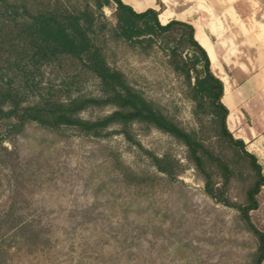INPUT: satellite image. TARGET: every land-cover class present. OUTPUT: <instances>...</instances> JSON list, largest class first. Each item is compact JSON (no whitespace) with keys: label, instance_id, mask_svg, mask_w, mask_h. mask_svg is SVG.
I'll list each match as a JSON object with an SVG mask.
<instances>
[{"label":"trees","instance_id":"trees-1","mask_svg":"<svg viewBox=\"0 0 264 264\" xmlns=\"http://www.w3.org/2000/svg\"><path fill=\"white\" fill-rule=\"evenodd\" d=\"M103 8H112L113 24ZM193 33L189 24H161L158 12L136 13L120 0H0V187L4 177L17 179L18 140L30 127L52 135L72 130L97 139L113 131L135 146L156 172L136 174L112 161L126 190L171 185L183 173L182 163L170 154L143 149L131 135L133 125L154 129L184 148V159L202 181L204 194L237 212L257 240L253 264H261L264 235L251 222L250 212L258 209L257 197L264 188L262 167L228 130L223 84ZM111 46L143 57L162 53L163 65L180 81L181 94L193 106V125L182 127L111 66ZM88 85L94 93H84ZM105 109L109 113L93 120L81 117L88 110ZM233 185L239 201L228 196ZM24 202L13 184L0 204V264H10L16 238L29 253L47 243L42 229L25 219Z\"/></svg>","mask_w":264,"mask_h":264},{"label":"rangeland","instance_id":"rangeland-1","mask_svg":"<svg viewBox=\"0 0 264 264\" xmlns=\"http://www.w3.org/2000/svg\"><path fill=\"white\" fill-rule=\"evenodd\" d=\"M102 12L113 24L112 8ZM107 57L111 66L122 71L166 115L184 128L193 125V106L181 94L180 81L163 65L162 53L143 57L126 47L111 46ZM261 60L232 56L223 62L219 56L216 64L211 57L213 74L226 82L222 99L231 104L226 122L235 138L244 136L239 118L242 122L246 118L241 128L252 127L250 120L255 110L260 111L253 89L240 85L253 78V67ZM242 61L249 67L245 73L238 69ZM224 89L228 95L224 96ZM84 93H94L92 85ZM109 111L88 110L81 117L93 120ZM261 133L263 139L253 136L252 143L259 142L256 149L248 144L246 149L255 152L264 175V131ZM131 135L143 149L170 154L182 163L184 171L175 183H160L152 191L126 190L112 161L136 174L156 172L135 146L113 131L97 139L72 130L52 135L36 127L27 129L18 140V177L16 181L8 176L2 179L0 204L16 184L26 201L22 209L25 219L42 229L47 243L29 253L16 238L9 250L10 264H253L256 238L234 209L204 194L202 181L184 159V148L154 129L133 125ZM228 196L239 201L237 185ZM257 200L258 209L250 212V219L264 235V188Z\"/></svg>","mask_w":264,"mask_h":264},{"label":"crops","instance_id":"crops-1","mask_svg":"<svg viewBox=\"0 0 264 264\" xmlns=\"http://www.w3.org/2000/svg\"><path fill=\"white\" fill-rule=\"evenodd\" d=\"M120 1L136 13L144 12L147 9L158 12V20L160 22L161 19H164L163 24L176 20L191 25L194 30V39L206 52L209 62L211 57L214 58L215 63L218 62L216 60L219 56L223 62L225 57L232 56L264 59V0ZM212 64L210 62V67ZM238 65L239 71H249L245 61L239 62ZM253 72V78L241 82L240 88L253 89L254 99H259L258 102L256 100L255 102L256 105H259L260 111L255 108L257 109L255 116L250 120L252 127L241 128L242 118H239V131L243 132L244 136L239 134L238 139H241L245 145L255 146L256 149L255 144L259 142L252 143V141L254 138L256 139V136L263 139L261 132L264 131V61L261 60L259 64L255 65ZM221 81L222 84L226 83L224 80ZM226 94L228 95L227 90L224 89V96ZM224 99L226 98L222 99L225 107L229 110L232 109L228 99H226V103ZM242 112L245 114L246 110L242 109ZM229 116L230 114L227 118ZM245 119L242 123L245 122ZM253 154L256 156L255 152Z\"/></svg>","mask_w":264,"mask_h":264},{"label":"bare ground","instance_id":"bare-ground-1","mask_svg":"<svg viewBox=\"0 0 264 264\" xmlns=\"http://www.w3.org/2000/svg\"><path fill=\"white\" fill-rule=\"evenodd\" d=\"M160 22L163 24L165 21L164 19H161ZM224 102L226 103V99H224Z\"/></svg>","mask_w":264,"mask_h":264}]
</instances>
